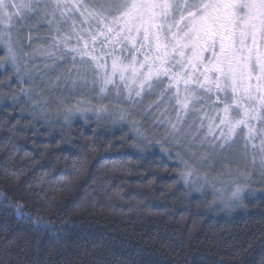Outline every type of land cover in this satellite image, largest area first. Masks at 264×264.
Listing matches in <instances>:
<instances>
[{
	"label": "trees",
	"instance_id": "obj_1",
	"mask_svg": "<svg viewBox=\"0 0 264 264\" xmlns=\"http://www.w3.org/2000/svg\"><path fill=\"white\" fill-rule=\"evenodd\" d=\"M33 19L26 28L44 31L30 53L54 33ZM42 59L17 70L0 61V264H264V189L228 212L209 192L192 194L150 145L157 126L135 119L155 128L148 140L66 114L74 103L61 91L82 80L80 65ZM35 70L39 79L21 84ZM38 217L46 230L34 228Z\"/></svg>",
	"mask_w": 264,
	"mask_h": 264
},
{
	"label": "snow or ice",
	"instance_id": "obj_2",
	"mask_svg": "<svg viewBox=\"0 0 264 264\" xmlns=\"http://www.w3.org/2000/svg\"><path fill=\"white\" fill-rule=\"evenodd\" d=\"M32 17L46 20L50 32L57 34L44 54L53 61L71 55L73 67L80 65L82 80L87 81L88 73L99 77L92 82L101 93L119 73L129 99L145 89L170 94L169 100L179 106L178 121L181 112L199 111L197 105L211 101L214 94L223 107L210 105L217 113L210 119L219 123H210L209 131L221 128L219 147L229 144L241 126L249 141L259 134L264 169V0H0V24ZM65 30L67 34H61ZM10 36L0 32V43L15 62ZM117 46L131 54L129 63L114 55ZM97 49L100 55L93 54ZM105 56L112 57L110 73ZM243 190L237 185L223 200L225 207H231L232 200L242 202ZM48 227L43 218L36 219L37 231Z\"/></svg>",
	"mask_w": 264,
	"mask_h": 264
},
{
	"label": "rangeland",
	"instance_id": "obj_3",
	"mask_svg": "<svg viewBox=\"0 0 264 264\" xmlns=\"http://www.w3.org/2000/svg\"><path fill=\"white\" fill-rule=\"evenodd\" d=\"M32 19L34 22L44 21L40 17H32L26 21H13L11 23L0 24V32L11 33L10 42L16 54L15 62H13L7 54V48L3 43H0V50L2 51L0 61L5 65L4 68L12 67L17 70L18 67L24 65L31 66L33 61L38 66L42 64L41 58H43L42 60L45 59L47 63H54L60 66V63H65L66 60L71 58V55H68L64 59L53 61V59L44 54V50H35V52L30 53L29 49L32 45L29 46V43L32 42L34 44L40 41L36 40L35 36L44 31L40 27L38 29L35 28L34 31L27 29V23ZM67 23L71 24V21ZM76 27L79 28L80 25L77 24ZM22 33H27L26 39L28 41L24 42ZM61 34H67V31L65 30ZM55 35L57 34L54 31L52 36ZM51 37H49V43L47 44L48 46L44 47L45 49L49 48ZM74 43V39L69 42L70 46ZM129 47H131L130 44ZM105 51H110L107 45L105 46ZM93 54L100 55L101 53L97 49V52ZM114 55L119 56L124 64L129 63L131 58V54L128 51H121L120 46H117ZM125 57H128V59H125ZM138 58L142 59V57ZM85 59L91 62V57H86ZM103 59L106 60L107 71L110 73L112 57L105 56ZM79 60L80 57H77V61ZM45 67L47 72H49L50 68L48 66ZM15 72L17 73V71ZM34 74L35 76L32 75L31 78L27 79L25 77L24 81L22 79H19V81L21 84L25 82L33 83L39 79L36 77L39 75L37 70H35ZM56 75L62 78L65 76L63 72H59ZM100 75L102 76L103 73L101 72ZM93 79H99V77H93L91 73H88L87 81L76 80L74 84L72 83L69 86V92L66 91L68 86L64 88L65 90L62 88L61 92L70 95L69 97L72 99V103H74L73 106H70L71 109L65 112L66 114H70L73 111L72 114L81 120L92 116L104 118L105 120H109L111 125L131 127V129L133 128L132 130L142 134L143 138L150 140L154 136L155 128H143L141 123L135 120L136 118H143L144 121L147 119V123H153L154 126H157L155 132L159 134H155L156 141L157 138L160 139L158 141L160 143H150V145L162 147L159 151L167 158H170L172 162L178 164L183 186L196 195L209 192L215 203L227 212L230 211L229 208L239 207L240 201L232 200L231 207H225L223 203V200L230 197L231 192L235 190L237 185L244 186V190L241 193L242 199L245 195H258L264 189V174H262L264 173V169L261 168L262 154L259 151L260 135L256 134L249 141L247 129L241 126V128L237 129V134L232 137L229 144L219 147L223 142L222 138L218 139L221 128L214 127L213 131H209L210 123L213 126L219 123L218 119H210L217 116L216 111L210 105L212 103L219 104L214 94L211 101H208L206 104L197 105L199 111L181 112V119L178 121L177 112L179 111V106L175 104L174 100H169L170 94L161 96L159 88L154 91L145 89L139 97L133 93L131 99H129L127 89L120 82L119 73L113 77V84H109L104 93L99 91V84L93 83ZM78 82L80 84L76 86L75 84H78ZM165 83H167V80H165ZM115 85H120L119 89ZM43 86H46V89L49 87L48 83L43 84ZM181 88H183V85H181ZM60 90L61 88L58 91ZM47 92L50 95L54 93L50 89ZM219 107L222 108L223 105L219 104ZM102 108L106 109V111L101 112L100 109ZM153 108H156V111L159 112L155 113L156 117L151 113ZM220 114L222 115V113ZM121 116H123V119H121ZM250 123L257 129L261 127L259 121H251ZM142 125H144V122ZM148 140H144V143L149 144ZM170 141L171 143H169ZM183 141L187 143H183ZM188 172L191 174L182 175ZM260 193L262 194V192Z\"/></svg>",
	"mask_w": 264,
	"mask_h": 264
}]
</instances>
